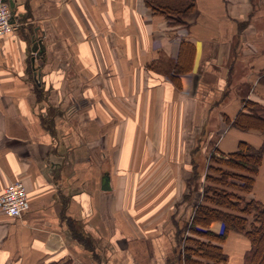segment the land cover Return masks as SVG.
I'll return each mask as SVG.
<instances>
[{
	"label": "crops",
	"instance_id": "crops-1",
	"mask_svg": "<svg viewBox=\"0 0 264 264\" xmlns=\"http://www.w3.org/2000/svg\"><path fill=\"white\" fill-rule=\"evenodd\" d=\"M6 2L0 193L20 180L28 207L0 210V264H179L188 177L208 148L264 139L231 125L244 99L264 104V0H194L181 72L177 24L143 0ZM247 196L264 202V155ZM249 246L229 231L220 264H243Z\"/></svg>",
	"mask_w": 264,
	"mask_h": 264
},
{
	"label": "trees",
	"instance_id": "trees-1",
	"mask_svg": "<svg viewBox=\"0 0 264 264\" xmlns=\"http://www.w3.org/2000/svg\"><path fill=\"white\" fill-rule=\"evenodd\" d=\"M143 1L152 14H163L171 25L182 24V18L195 4L194 0ZM193 51L191 41L181 38L177 42L174 58L177 72L186 67L183 62L192 56ZM172 79L177 82L175 76ZM231 125L242 130H256L264 135V104L244 99L242 109L233 117ZM263 155L264 139L258 146L240 140L236 149L230 152L213 148L210 159L219 165L213 168L219 171L216 180L222 186L206 187L204 202L194 205L188 228L192 235L185 237L184 253L179 257L181 264L224 263L227 256L221 243L231 230L241 232L249 239L250 246L243 255V264L264 263V202L253 198L245 201L243 193L233 190L249 192L252 189ZM207 191L212 193L206 194ZM214 220L221 223L219 232L208 228Z\"/></svg>",
	"mask_w": 264,
	"mask_h": 264
},
{
	"label": "rangeland",
	"instance_id": "rangeland-1",
	"mask_svg": "<svg viewBox=\"0 0 264 264\" xmlns=\"http://www.w3.org/2000/svg\"><path fill=\"white\" fill-rule=\"evenodd\" d=\"M192 10H190L188 13H190ZM181 26H183V25H181ZM175 29H177L178 32H180V31H183L184 32V29L185 28L183 29V27H180L177 24L176 25V28H174V30ZM211 152H213V149L208 148V150H207V157H206V159L204 158V160H203L204 164L200 165V169L201 170L200 171L198 170L199 171L198 176L188 177L189 182L192 179L191 185L195 189V195H196V197H195L194 205L196 203H199V202H204L203 195L205 193V188L206 187H221L222 186L220 184V182H218L216 180V178L219 177L220 173H219V171H217L213 167H218L219 165H218V163H216V162H214V161H212L210 159ZM210 165H212V167H210ZM189 182H188V189L186 190V193L189 191V187H191V185H190ZM228 189H230V188H228ZM233 190L237 191L238 193H243V195H244L243 197H244L245 201H247V200L250 199L247 196V194L249 192H243V191H240V190H237V189H233ZM209 193H212V192L211 191H207L206 192V194H209ZM242 203H243V201L240 204H242ZM194 205H191L190 204L189 206H186L185 213L183 215H180V218H179V221H178V228H179V230H178V233H177V247H176L177 249L176 250H177V256H178L179 264H181L180 263V260H179V257L180 256H183V253H184V245L187 242L185 240V237L187 235H192L190 233V231H189L188 228H189V224H190L189 222L191 220V216H192V214L194 212L193 211L194 210ZM214 221H216V220H214ZM210 224H209V226H210ZM209 226H208V228H209ZM261 252H262V249H261ZM262 255H264V251H263V254Z\"/></svg>",
	"mask_w": 264,
	"mask_h": 264
},
{
	"label": "built area",
	"instance_id": "built-area-1",
	"mask_svg": "<svg viewBox=\"0 0 264 264\" xmlns=\"http://www.w3.org/2000/svg\"><path fill=\"white\" fill-rule=\"evenodd\" d=\"M10 8L6 0H0V36L12 31L17 24L10 19ZM175 41L181 39L183 31L177 29L169 31ZM28 207L27 192L20 180L7 184L0 193V210L8 216H18Z\"/></svg>",
	"mask_w": 264,
	"mask_h": 264
},
{
	"label": "water",
	"instance_id": "water-1",
	"mask_svg": "<svg viewBox=\"0 0 264 264\" xmlns=\"http://www.w3.org/2000/svg\"><path fill=\"white\" fill-rule=\"evenodd\" d=\"M106 183H107V180L105 179L104 182H103V186H104L105 188L108 187V184H106Z\"/></svg>",
	"mask_w": 264,
	"mask_h": 264
}]
</instances>
